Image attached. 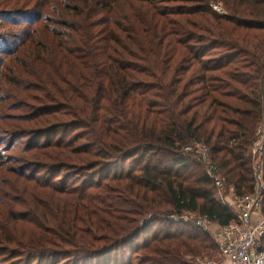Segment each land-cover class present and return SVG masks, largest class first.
<instances>
[{"label": "trees", "instance_id": "1", "mask_svg": "<svg viewBox=\"0 0 264 264\" xmlns=\"http://www.w3.org/2000/svg\"><path fill=\"white\" fill-rule=\"evenodd\" d=\"M10 1L0 0V66L14 71L0 74V147L19 156L0 154V264L217 261L213 234L181 217L224 226L236 214L185 148L206 144L227 187L253 192L264 52L247 43L264 44V0H97L103 22ZM41 22L71 30L29 28ZM6 83L43 96L25 105ZM10 98L30 113L6 112Z\"/></svg>", "mask_w": 264, "mask_h": 264}, {"label": "built area", "instance_id": "2", "mask_svg": "<svg viewBox=\"0 0 264 264\" xmlns=\"http://www.w3.org/2000/svg\"><path fill=\"white\" fill-rule=\"evenodd\" d=\"M258 135L252 154L262 161L253 163L254 190L243 196H237L233 188L227 187L226 180L218 171L206 144L199 143L185 148L199 157L208 177L213 180L218 190L217 199L236 214V221L224 226L206 216L192 218L196 226L213 234L220 255L218 261L200 260L198 264H264V135L261 128Z\"/></svg>", "mask_w": 264, "mask_h": 264}, {"label": "rangeland", "instance_id": "3", "mask_svg": "<svg viewBox=\"0 0 264 264\" xmlns=\"http://www.w3.org/2000/svg\"><path fill=\"white\" fill-rule=\"evenodd\" d=\"M37 1L39 3H41V4H44V6H46V8H47L46 10H49V13H47V14H52V15L56 14V16H59V15H57L58 12L54 13L53 11H51V7L56 5L59 8V7H61V5H65L66 8H68V9L64 10V14H65L64 19L65 18H70L71 20L79 21L81 19L91 18L92 20H97L99 22H103V20L106 17L110 16V13H108V9H105L104 7L98 6L96 4L97 0H37ZM104 1L108 2L110 0H104ZM111 1H113V0H111ZM9 3L10 4H15L14 6H16L18 4V2H16V0H11ZM77 5H81L82 6V7H80L81 8L80 10H75L74 9L75 6H77ZM91 5H97V9L90 10V6ZM18 6H19L18 8L21 9V10H26V11L27 10H32L31 9L32 5H23L22 2ZM212 6H213V8L215 10H217V11L219 10V12H222V10H223L222 6L220 4L212 3ZM107 20H109V18ZM44 24H49L52 28L57 27L58 30L61 31V32L68 33L71 30V28H69V26H67V27H64L63 25L57 26V25H54L52 23H43V22L37 24L36 26H30L29 28L30 29H33V28L35 29V28H37L39 26H41V28H43ZM75 27L77 28L78 26L76 25ZM7 28L8 27L0 25V32H2L3 30H6ZM250 43H247V45L249 47H252V48L258 47V48L261 49V51L263 50V52H264V44L260 47L257 44L258 43L257 41L256 42H250ZM47 60H50V59H47ZM8 61H9V59H7L5 61V63H7ZM5 63H3L0 66V74H2V73L13 74V72H14L13 69H8L7 68L8 65H6ZM40 64L41 63L36 65L37 68L38 67L40 68ZM41 73H44V74L46 73V63H45V70L43 72H41ZM5 86L10 92H13L18 97H20L23 100H25L24 101L25 105L30 104L32 106H36V104L38 102V101H35V99H33V98L27 97L28 94H31V96H37V95L41 94L43 96V92L41 91L43 89L42 85H41L42 87H36L37 89H35V91H33V92H31V91H20L17 88H15L14 86H12L11 84H8V83H6ZM34 98H37V97H34ZM41 102H43V101L40 100V103ZM7 103L9 104V107L6 110V112H9L11 114H17L18 116L25 115V113H30L28 111V109H25V105L19 104L15 99L10 98L9 100H7ZM22 140L25 141V139H22ZM22 140H21V142H23ZM15 144H18V141ZM4 145H0V146H4ZM6 150H7V147H3V148L0 147V154L2 156H7L9 158L10 157L19 156L17 148H13L12 151H6ZM3 154H5V155H3ZM253 159H254V164L261 163V161H262L261 158H259L257 156H254ZM263 159H264V154H263ZM0 160H1V158H0ZM5 160H6V157H4V161ZM227 193H229V190H227ZM230 195H232V194L230 193ZM195 217H197L196 214H191L190 215L189 213H187V214H184L181 218H182V220H189V219L192 220V218H195ZM218 260H220V257H219Z\"/></svg>", "mask_w": 264, "mask_h": 264}]
</instances>
